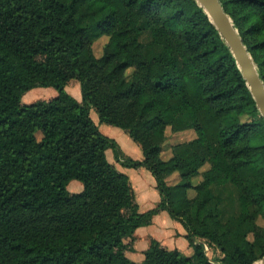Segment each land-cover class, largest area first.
Masks as SVG:
<instances>
[{"label": "trees", "instance_id": "1", "mask_svg": "<svg viewBox=\"0 0 264 264\" xmlns=\"http://www.w3.org/2000/svg\"><path fill=\"white\" fill-rule=\"evenodd\" d=\"M220 2L264 82V0ZM142 18L159 51L139 41ZM101 36L108 39L96 56ZM72 79L81 100L65 88ZM34 87L57 95L23 103ZM91 109L126 131L142 159L104 134ZM168 130L195 137L164 159ZM108 149L120 165L150 171L156 206L139 210ZM71 180L82 190L70 192ZM222 184L237 194L223 218L210 207L212 186ZM160 210L181 223L193 253L151 239L144 259L131 260L125 240ZM258 216L264 118L195 0H0V264H215L205 244L220 251V264H254L264 256Z\"/></svg>", "mask_w": 264, "mask_h": 264}, {"label": "crops", "instance_id": "2", "mask_svg": "<svg viewBox=\"0 0 264 264\" xmlns=\"http://www.w3.org/2000/svg\"><path fill=\"white\" fill-rule=\"evenodd\" d=\"M51 88L52 87H46L44 90L49 92V94L52 95L51 97H53L57 95V91ZM92 119L104 134L116 139L117 142H119L120 147L126 155L132 157L133 159H142V152L140 155L138 149L140 146L130 137L129 138L132 141L128 138L129 135L126 131L117 126L100 122L99 119ZM121 142L125 143V145L123 144L125 148L122 147ZM114 165L118 170L124 172L129 177L140 211H145L156 206L160 200V194L156 188L155 179L149 170L145 167H125L120 165L118 162ZM131 172H133L132 177L130 175ZM72 189L70 192H79L82 190V184L79 185V183H73ZM185 234L186 231L181 223L172 219L167 211L160 210L153 216L148 225L138 227L133 232L132 236L125 240V242L132 240L129 248L125 250V254L131 260L141 262L144 259V251L149 247L151 239H155L161 246L167 249H177L185 255H191L193 253V248L189 245L187 239L185 238Z\"/></svg>", "mask_w": 264, "mask_h": 264}, {"label": "rangeland", "instance_id": "3", "mask_svg": "<svg viewBox=\"0 0 264 264\" xmlns=\"http://www.w3.org/2000/svg\"><path fill=\"white\" fill-rule=\"evenodd\" d=\"M139 25H140V34L138 37L139 41L143 45L147 46L150 49V51L151 50L159 51L158 47L151 45V40H152L151 28H150V24L148 23V20L146 18H142ZM107 39H108L107 36H101L94 41L93 51H94L96 56H100L102 54V48H103V45L106 43ZM65 88L72 96H74L76 99L78 98L77 100L81 99L80 84L76 79L70 80ZM44 89H46V87H34V88L28 90L27 92H25L22 95L21 101L23 103L29 104V103L37 101V100L51 98L52 95H50L49 92H47ZM51 89L56 91V89L53 87ZM90 116L92 118H94L95 120L98 119L97 113L94 109L90 110ZM194 137H195V132L193 130H186V131H182V132H178V133H172L170 130H168L167 131V139H166L164 145L162 146V152H161L162 157L164 159H166L170 156L171 148L174 144L190 140ZM128 138H129V136H128ZM123 144L125 145V143L124 142L122 143V147L125 148ZM138 149H139V153L141 155L140 147ZM106 156H107V159L113 165L116 163V161L113 158L111 150L106 151ZM205 168H206V166H204L201 170H204ZM132 173L133 172L130 173L131 177L133 176ZM132 180H133V178H132ZM176 180H177V177L172 175V176H170L169 182L174 183V182H176ZM197 180H198V177H195L194 182H196ZM73 183H79V185H81L80 181L71 180L67 185V189L69 191H71V189L73 187ZM229 187H231L230 184H228V186L223 185V184L212 186L213 191L217 194L218 200H213L210 204V207H212V208H214L216 206L219 207L220 211H221L220 215H222V218L227 217L230 214L234 213V208L237 207V194L235 191L231 190ZM189 194L193 195L194 191H192V190L189 191ZM256 223L259 226L264 227V217L258 216L256 219ZM249 238L252 239V234H249ZM128 241H129L128 242L129 244H130V242H132V240H128ZM206 252L209 255V257H211L214 260H217L220 256L218 250H216L215 247L208 246L206 248ZM257 262H258V260H257Z\"/></svg>", "mask_w": 264, "mask_h": 264}, {"label": "water", "instance_id": "4", "mask_svg": "<svg viewBox=\"0 0 264 264\" xmlns=\"http://www.w3.org/2000/svg\"><path fill=\"white\" fill-rule=\"evenodd\" d=\"M202 7L211 23L215 26L224 42L228 45L243 79L255 100L256 108L264 118V82L261 79L256 63L242 41L232 18L223 9L220 0H195ZM264 264V256L258 260Z\"/></svg>", "mask_w": 264, "mask_h": 264}, {"label": "built area", "instance_id": "5", "mask_svg": "<svg viewBox=\"0 0 264 264\" xmlns=\"http://www.w3.org/2000/svg\"><path fill=\"white\" fill-rule=\"evenodd\" d=\"M208 247V244H205V249ZM216 250H218L217 248H216ZM218 252H219V254H220V256H221V253H220V251L218 250ZM219 256V257H220ZM210 259H211V261L213 262V263H215V264H220L219 262H217L216 260H214V259H212L211 257H210Z\"/></svg>", "mask_w": 264, "mask_h": 264}, {"label": "bare ground", "instance_id": "6", "mask_svg": "<svg viewBox=\"0 0 264 264\" xmlns=\"http://www.w3.org/2000/svg\"><path fill=\"white\" fill-rule=\"evenodd\" d=\"M254 264H258V262L256 261Z\"/></svg>", "mask_w": 264, "mask_h": 264}]
</instances>
